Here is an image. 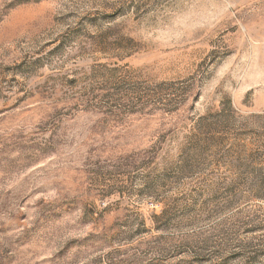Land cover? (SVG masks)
Masks as SVG:
<instances>
[{"label":"rangeland","instance_id":"obj_1","mask_svg":"<svg viewBox=\"0 0 264 264\" xmlns=\"http://www.w3.org/2000/svg\"><path fill=\"white\" fill-rule=\"evenodd\" d=\"M0 264H264V0H0Z\"/></svg>","mask_w":264,"mask_h":264}]
</instances>
